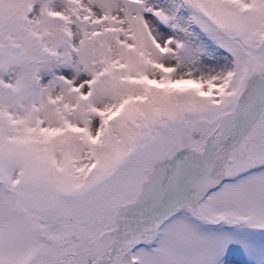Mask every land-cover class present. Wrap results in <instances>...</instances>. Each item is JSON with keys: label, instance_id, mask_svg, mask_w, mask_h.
I'll return each mask as SVG.
<instances>
[{"label": "snow or ice", "instance_id": "1", "mask_svg": "<svg viewBox=\"0 0 264 264\" xmlns=\"http://www.w3.org/2000/svg\"><path fill=\"white\" fill-rule=\"evenodd\" d=\"M0 264H264V0H0Z\"/></svg>", "mask_w": 264, "mask_h": 264}]
</instances>
